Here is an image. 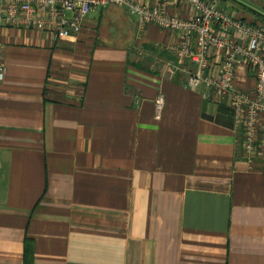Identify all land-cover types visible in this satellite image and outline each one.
Masks as SVG:
<instances>
[{"label": "crops", "instance_id": "crops-1", "mask_svg": "<svg viewBox=\"0 0 264 264\" xmlns=\"http://www.w3.org/2000/svg\"><path fill=\"white\" fill-rule=\"evenodd\" d=\"M180 40L112 4L55 42L4 31L0 264H264V169L244 157L232 97L188 87ZM235 74L234 91L253 94L250 68Z\"/></svg>", "mask_w": 264, "mask_h": 264}, {"label": "built area", "instance_id": "built-area-1", "mask_svg": "<svg viewBox=\"0 0 264 264\" xmlns=\"http://www.w3.org/2000/svg\"><path fill=\"white\" fill-rule=\"evenodd\" d=\"M190 18L167 12L168 0L147 6L137 0H0V83L6 79V29L36 30L58 41L80 33L85 19L98 7L116 5L136 17L139 30L154 23L178 32L180 44L174 53L179 63L190 64L188 87L205 85L224 99L231 96L236 126L242 131L241 148L249 163L260 161L264 169V23L253 24L238 13H228L224 0H184ZM220 58L219 75L211 72L213 55ZM245 63L256 78L253 94L234 91L235 69ZM164 97L156 100L157 116Z\"/></svg>", "mask_w": 264, "mask_h": 264}, {"label": "rangeland", "instance_id": "rangeland-1", "mask_svg": "<svg viewBox=\"0 0 264 264\" xmlns=\"http://www.w3.org/2000/svg\"><path fill=\"white\" fill-rule=\"evenodd\" d=\"M248 11L264 14V0H234Z\"/></svg>", "mask_w": 264, "mask_h": 264}, {"label": "trees", "instance_id": "trees-1", "mask_svg": "<svg viewBox=\"0 0 264 264\" xmlns=\"http://www.w3.org/2000/svg\"><path fill=\"white\" fill-rule=\"evenodd\" d=\"M253 15H255V17L257 18V19H253V18H251V19H248L249 20V22H251V23H253V24H256V23H264V14H262V13H259V12H255V11H250Z\"/></svg>", "mask_w": 264, "mask_h": 264}]
</instances>
